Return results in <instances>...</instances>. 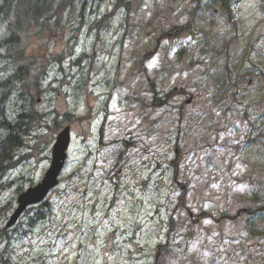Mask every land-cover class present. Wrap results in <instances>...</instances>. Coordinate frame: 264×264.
Instances as JSON below:
<instances>
[{
	"label": "rangeland",
	"instance_id": "1",
	"mask_svg": "<svg viewBox=\"0 0 264 264\" xmlns=\"http://www.w3.org/2000/svg\"><path fill=\"white\" fill-rule=\"evenodd\" d=\"M134 1L140 10L130 23L140 22L139 37L126 47L122 76L103 73L110 82H123L114 92L113 103L104 100L102 95L111 88L101 81L100 86L90 85L88 99L85 95L73 102L70 96H62L44 105L57 106L61 114L71 111L88 118L71 119L74 130L67 168L58 191L49 197L51 214L44 213L49 217L33 228L28 224L35 217L33 211L20 218L18 229L9 230L13 241L8 259L11 264H139L137 256L162 242L167 246L165 264H264V241L256 243L259 232L255 231H264V223L249 230L245 214L230 218L246 205H264L261 2L240 0L229 20L223 11L215 12L218 4L212 0H200L205 3L200 13L193 11V0ZM89 7L78 31L64 27L63 36L51 41L58 50L65 52L68 43L77 54L91 52L87 29L95 10L89 13ZM71 8L52 1L44 15L65 17ZM70 16L77 26L80 7ZM190 18L194 20L190 31L171 40L162 37L156 56L148 62L152 77L132 73L136 62L131 60L152 49L160 34ZM46 40V35L42 40L33 38L26 47L30 56L37 57ZM251 78L255 81L248 85ZM66 80L60 78L57 85L64 86ZM150 82L160 93L183 89L169 106L150 110L146 93ZM187 98L190 103L180 119L176 108L184 106ZM121 141L130 147L122 154L127 169L111 170L123 147ZM86 147L92 156L86 154ZM40 149L23 152L21 157L31 156L17 168V161L6 162L5 181L20 174L38 181L49 165L50 147ZM174 159L179 162L178 185L171 181L169 162ZM75 168L80 171L76 176ZM13 169L17 170L11 173ZM114 173L118 183L105 180ZM21 186L26 185L19 180L0 191V209L11 204L0 215V227L12 212ZM255 190L260 192L253 194ZM182 192H186L183 208L177 204ZM202 212L207 215L196 219ZM4 244L0 242V248Z\"/></svg>",
	"mask_w": 264,
	"mask_h": 264
},
{
	"label": "trees",
	"instance_id": "2",
	"mask_svg": "<svg viewBox=\"0 0 264 264\" xmlns=\"http://www.w3.org/2000/svg\"><path fill=\"white\" fill-rule=\"evenodd\" d=\"M50 1L0 0V177L3 176L6 162L17 161L29 149L25 139L31 136V130L46 124L45 113L34 108L27 87L29 65L26 63L28 57L23 34L29 30L32 19L37 20L45 14ZM152 93L153 104H165V100L158 98L153 88ZM166 98L169 96L165 95ZM43 143L46 146V141ZM173 168L177 172L175 165ZM6 252L7 248L4 247L0 252V264L8 262L5 259Z\"/></svg>",
	"mask_w": 264,
	"mask_h": 264
},
{
	"label": "water",
	"instance_id": "3",
	"mask_svg": "<svg viewBox=\"0 0 264 264\" xmlns=\"http://www.w3.org/2000/svg\"><path fill=\"white\" fill-rule=\"evenodd\" d=\"M68 142H69L68 128H66L56 138V143L54 144L52 151L53 158L51 161V166L47 171V173L45 174V178L43 179L42 183L39 184L36 188L29 189L27 192L19 196L18 199L19 207L12 215L7 226L12 225L17 219V217L24 210V208H26L28 205L37 203L40 200H42L47 194V192L56 184V178L62 167V160L65 157V151L67 149Z\"/></svg>",
	"mask_w": 264,
	"mask_h": 264
},
{
	"label": "flooded vegetation",
	"instance_id": "4",
	"mask_svg": "<svg viewBox=\"0 0 264 264\" xmlns=\"http://www.w3.org/2000/svg\"><path fill=\"white\" fill-rule=\"evenodd\" d=\"M110 40H112V37H111V35H110Z\"/></svg>",
	"mask_w": 264,
	"mask_h": 264
},
{
	"label": "snow or ice",
	"instance_id": "5",
	"mask_svg": "<svg viewBox=\"0 0 264 264\" xmlns=\"http://www.w3.org/2000/svg\"><path fill=\"white\" fill-rule=\"evenodd\" d=\"M74 246V245H73Z\"/></svg>",
	"mask_w": 264,
	"mask_h": 264
}]
</instances>
